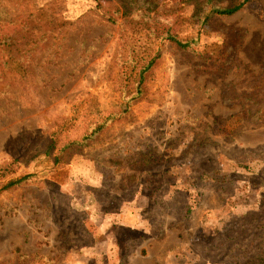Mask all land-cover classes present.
<instances>
[{
    "label": "rangeland",
    "instance_id": "obj_1",
    "mask_svg": "<svg viewBox=\"0 0 264 264\" xmlns=\"http://www.w3.org/2000/svg\"><path fill=\"white\" fill-rule=\"evenodd\" d=\"M159 1L194 50L137 41L114 0L12 1L2 30L40 47H0V189L28 176L0 190V264H264V0L205 25Z\"/></svg>",
    "mask_w": 264,
    "mask_h": 264
},
{
    "label": "trees",
    "instance_id": "obj_2",
    "mask_svg": "<svg viewBox=\"0 0 264 264\" xmlns=\"http://www.w3.org/2000/svg\"><path fill=\"white\" fill-rule=\"evenodd\" d=\"M8 3H3L0 0V47L10 57H28L38 51L40 45L38 40H34L33 47L26 50V46L30 41H20L17 37L2 30L5 24H13L16 22V14L13 0H5ZM181 8L187 7L194 19H198L201 25L209 23V20L215 15H232L241 10L250 0H181ZM159 0H114V7L111 9L114 15L108 17L113 25H122L127 33H132L136 36V40H140V36L150 38L152 41H171L178 45L183 50H194V45L198 41V37H182L171 24H166L159 21L156 17L159 8ZM134 40L133 46L136 45ZM25 50L26 52H23ZM158 53H146L142 56H134L132 58L133 65L129 71V77H135L137 86L135 93H132L127 99L129 106L141 98L145 94V84L151 70L158 59ZM128 63L127 59H123ZM123 62V64H124ZM135 72V74H134ZM256 114V113H255ZM111 115L104 118L103 121L97 123L90 133L82 137L83 143L97 134H99L111 119ZM28 176L13 178L3 185L2 189H10L18 186ZM0 189V190H2Z\"/></svg>",
    "mask_w": 264,
    "mask_h": 264
}]
</instances>
